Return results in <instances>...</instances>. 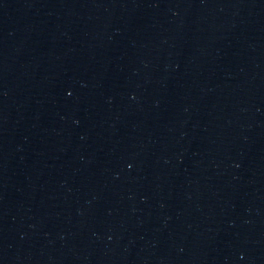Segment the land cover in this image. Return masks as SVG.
<instances>
[{
    "label": "water",
    "instance_id": "1",
    "mask_svg": "<svg viewBox=\"0 0 264 264\" xmlns=\"http://www.w3.org/2000/svg\"><path fill=\"white\" fill-rule=\"evenodd\" d=\"M0 264H264V0H0Z\"/></svg>",
    "mask_w": 264,
    "mask_h": 264
}]
</instances>
